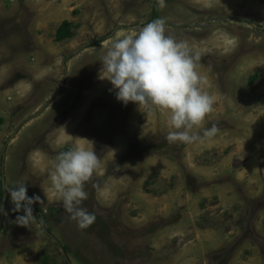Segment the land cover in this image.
I'll return each mask as SVG.
<instances>
[{
  "label": "rangeland",
  "instance_id": "1",
  "mask_svg": "<svg viewBox=\"0 0 264 264\" xmlns=\"http://www.w3.org/2000/svg\"><path fill=\"white\" fill-rule=\"evenodd\" d=\"M2 1L0 206L3 185L26 183L64 253L34 213L15 223L24 213L9 197L0 264H264V0H47L50 24L29 0ZM155 1L166 34L200 53L214 104L193 131L215 125L211 138L170 144L165 110L124 105L101 79L107 49L152 22ZM64 22L71 37L58 42ZM77 144L101 161L85 185L86 230L48 175Z\"/></svg>",
  "mask_w": 264,
  "mask_h": 264
},
{
  "label": "clouds",
  "instance_id": "2",
  "mask_svg": "<svg viewBox=\"0 0 264 264\" xmlns=\"http://www.w3.org/2000/svg\"><path fill=\"white\" fill-rule=\"evenodd\" d=\"M200 53L187 41L166 34L164 19H156L138 32L114 41L102 58L101 79L113 86L116 99L140 108L165 110L169 114L167 142L192 144L211 138L217 128H199L213 111L214 100L203 90L205 79L198 73ZM101 167L96 152L77 144L58 153L49 170L52 189L62 200L69 219L81 230L96 221V214L82 207L88 198L85 185ZM14 205V212H23L15 223L28 227L33 218V205L44 203L39 195L29 196L26 183L4 186ZM0 213L7 212L0 206Z\"/></svg>",
  "mask_w": 264,
  "mask_h": 264
},
{
  "label": "crops",
  "instance_id": "3",
  "mask_svg": "<svg viewBox=\"0 0 264 264\" xmlns=\"http://www.w3.org/2000/svg\"><path fill=\"white\" fill-rule=\"evenodd\" d=\"M44 1L46 3L44 4L43 7L41 6V4L38 5L39 2H36V0L27 1V8H28L27 10H31L32 13H33V11H36L35 9H37V11H41V12H39L40 14L38 15L39 19H41L42 23H44V24H50L53 22V19L55 20V18H57L56 6H54V4H49V1H47V0H44ZM47 5H53V6L47 7ZM7 6L4 5L3 1L0 3V12L2 14H5V15L8 14ZM3 168H4V166H3Z\"/></svg>",
  "mask_w": 264,
  "mask_h": 264
},
{
  "label": "trees",
  "instance_id": "4",
  "mask_svg": "<svg viewBox=\"0 0 264 264\" xmlns=\"http://www.w3.org/2000/svg\"><path fill=\"white\" fill-rule=\"evenodd\" d=\"M166 2H174L175 0H165ZM160 7V2L155 1L153 5V12H152V21L157 19L158 16V8ZM71 28L72 24L69 22H64L63 25L59 28L57 35H56V40L58 42H61L65 39H68L71 37ZM99 45V43L97 44ZM4 191H2V198H3ZM66 250V248H65Z\"/></svg>",
  "mask_w": 264,
  "mask_h": 264
},
{
  "label": "water",
  "instance_id": "5",
  "mask_svg": "<svg viewBox=\"0 0 264 264\" xmlns=\"http://www.w3.org/2000/svg\"><path fill=\"white\" fill-rule=\"evenodd\" d=\"M9 193L7 191H4V194H3V199H2V203H1V206L3 207V209L6 211L7 209V204H8V200H9ZM33 213L35 214L41 228L44 230V232L48 235V237L52 240H54L55 244L61 249V251L64 253V250L62 249V247L60 246L59 242L53 238V236H51L49 233L46 232L45 228H44V224L39 216V213L37 211V209L35 208V206L33 205ZM5 220H6V215L3 214V213H0V233L2 232V229H3V226L5 224ZM67 260V259H66Z\"/></svg>",
  "mask_w": 264,
  "mask_h": 264
},
{
  "label": "flooded vegetation",
  "instance_id": "6",
  "mask_svg": "<svg viewBox=\"0 0 264 264\" xmlns=\"http://www.w3.org/2000/svg\"><path fill=\"white\" fill-rule=\"evenodd\" d=\"M17 132H18V130H17ZM6 147H8V142L6 143V145H5V149H4V154L6 153ZM2 165L4 166V168H5V156H3V160H2ZM4 180V179H3ZM5 181V180H4ZM5 184V183H4ZM3 187H4V185H3ZM3 191H5L4 190V188H3ZM3 199V198H2ZM35 206V205H34ZM35 208H36V206H35ZM37 209V208H36ZM38 211V210H37ZM39 213V212H38Z\"/></svg>",
  "mask_w": 264,
  "mask_h": 264
}]
</instances>
